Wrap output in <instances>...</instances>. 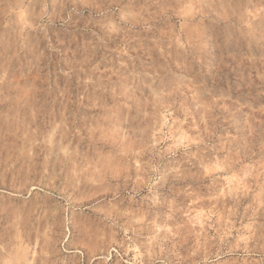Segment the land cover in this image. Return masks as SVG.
I'll use <instances>...</instances> for the list:
<instances>
[{"label":"rangeland","instance_id":"374dc122","mask_svg":"<svg viewBox=\"0 0 264 264\" xmlns=\"http://www.w3.org/2000/svg\"><path fill=\"white\" fill-rule=\"evenodd\" d=\"M0 264H264V0H0Z\"/></svg>","mask_w":264,"mask_h":264}]
</instances>
